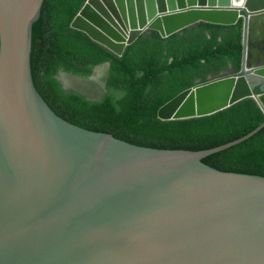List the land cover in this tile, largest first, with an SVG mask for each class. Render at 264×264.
Here are the masks:
<instances>
[{
    "label": "water",
    "instance_id": "water-1",
    "mask_svg": "<svg viewBox=\"0 0 264 264\" xmlns=\"http://www.w3.org/2000/svg\"><path fill=\"white\" fill-rule=\"evenodd\" d=\"M42 0H0V264H264V176L143 147L58 117L29 67ZM242 21L238 72L178 94L161 121L210 116L264 94V0H85L69 23L115 56L140 36ZM81 77L88 79L95 68ZM55 78L58 80L57 75ZM59 81V80H58ZM258 88L259 94L255 92ZM264 111V109H263Z\"/></svg>",
    "mask_w": 264,
    "mask_h": 264
},
{
    "label": "trees",
    "instance_id": "trees-1",
    "mask_svg": "<svg viewBox=\"0 0 264 264\" xmlns=\"http://www.w3.org/2000/svg\"><path fill=\"white\" fill-rule=\"evenodd\" d=\"M85 0H42L31 25L29 67L33 84L61 119L156 149L202 151L237 140L264 122L260 103L248 98L216 114L161 121L158 110L186 89L228 72L242 58V21L231 27L199 24L181 35L140 36L115 56L69 23ZM108 64L99 101H89L55 78L62 70L81 77ZM255 92L259 94L258 88ZM202 162L223 172L264 176V127L249 139Z\"/></svg>",
    "mask_w": 264,
    "mask_h": 264
},
{
    "label": "bare ground",
    "instance_id": "bare-ground-1",
    "mask_svg": "<svg viewBox=\"0 0 264 264\" xmlns=\"http://www.w3.org/2000/svg\"><path fill=\"white\" fill-rule=\"evenodd\" d=\"M98 68L99 67L95 69ZM93 73H92V77L88 79L85 78L82 79V78L70 76L69 74H65V73H58L57 78H60L58 79L59 82L65 87L77 88V90L86 93L90 98H99L103 94L101 85L105 76V68L103 72L99 75L93 76Z\"/></svg>",
    "mask_w": 264,
    "mask_h": 264
},
{
    "label": "rangeland",
    "instance_id": "rangeland-1",
    "mask_svg": "<svg viewBox=\"0 0 264 264\" xmlns=\"http://www.w3.org/2000/svg\"><path fill=\"white\" fill-rule=\"evenodd\" d=\"M104 68L105 67H99L98 69H95V71H94V73H93V76H96V75H99V74H101L102 72H103V70H104ZM58 79H60V78H58ZM61 81V80H60Z\"/></svg>",
    "mask_w": 264,
    "mask_h": 264
}]
</instances>
